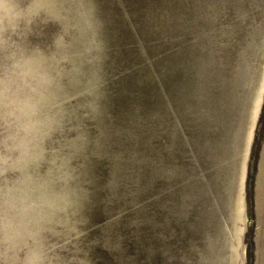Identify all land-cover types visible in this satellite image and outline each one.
<instances>
[{
  "label": "rangeland",
  "instance_id": "1",
  "mask_svg": "<svg viewBox=\"0 0 264 264\" xmlns=\"http://www.w3.org/2000/svg\"><path fill=\"white\" fill-rule=\"evenodd\" d=\"M263 68L264 0H4L0 264H264Z\"/></svg>",
  "mask_w": 264,
  "mask_h": 264
},
{
  "label": "bare ground",
  "instance_id": "2",
  "mask_svg": "<svg viewBox=\"0 0 264 264\" xmlns=\"http://www.w3.org/2000/svg\"><path fill=\"white\" fill-rule=\"evenodd\" d=\"M245 65V64H244ZM246 66V65H245ZM242 67V66H241ZM249 67V66H248ZM252 67V65H251ZM245 68V67H244ZM250 69V68H249ZM251 70V69H250ZM244 72V71H243ZM242 72V73H243ZM245 72H249V71H245ZM251 74V73H250ZM247 77V76H246ZM260 81H259V84L257 86V88L255 89V91L253 92V99H252V102H251V105H250V108H249V111H250V125H249V129H248V132L245 134V139L243 141V146H242V150H241V158H242V164L240 166V170H239V173L238 174V177L237 179H235L233 182L236 183V187H235V190H236V194H235V200H234V203H235V210H234V219L235 217H238V215L241 214L242 212V202H241V197H242V193L241 191L243 190V186L241 184V180L242 179H245V171L243 173V166H244V162H245V159H247V155H248V152H249V148L251 146V140H252V137H253V134L251 132L252 131V127L255 125V122L258 118V114H259V108L261 106V101H262V94L264 92V68L262 70V74L260 75ZM249 81V80H248ZM247 81V82H248ZM253 125V126H252ZM238 130L241 131V128L238 124ZM235 128V127H234ZM254 128V127H253ZM235 131V130H234ZM239 146V143L237 144ZM247 161V160H246ZM245 165H246V162H245ZM244 176V177H243ZM244 183V182H243ZM233 185L234 184H231V192H229L232 196L233 195ZM242 189V190H241ZM243 194H244V190H243ZM241 195V197H240ZM244 196V195H243ZM231 199V197H230ZM231 202V200H229ZM229 202V203H230ZM244 213H245V210H244ZM224 224V223H223ZM226 226V225H225ZM224 226V227H225ZM245 229V228H244ZM227 231V230H226ZM239 228H233V230H229L230 234H229V239H228V243L230 242V244H236L237 241H238V235H239ZM228 236V235H227ZM225 238V237H223ZM226 242V241H225ZM223 258V257H222ZM221 258V259H222ZM232 258V256H231ZM235 258H237V253H235L234 255V260ZM228 261H230V259L228 258V256H225L224 259H223V264H227ZM231 262V261H230ZM233 262V261H232ZM242 264H243V259H242Z\"/></svg>",
  "mask_w": 264,
  "mask_h": 264
},
{
  "label": "water",
  "instance_id": "3",
  "mask_svg": "<svg viewBox=\"0 0 264 264\" xmlns=\"http://www.w3.org/2000/svg\"><path fill=\"white\" fill-rule=\"evenodd\" d=\"M259 109H260V108H259ZM258 111L260 112V110H258ZM113 155H115V154L112 153V156H113ZM121 167H122V166H121ZM92 174H93L94 177H96V175H97L95 171H92ZM89 224H90V223H89ZM89 224L86 225V227H85V231H87V229H88V227H89V226H88Z\"/></svg>",
  "mask_w": 264,
  "mask_h": 264
},
{
  "label": "clouds",
  "instance_id": "4",
  "mask_svg": "<svg viewBox=\"0 0 264 264\" xmlns=\"http://www.w3.org/2000/svg\"><path fill=\"white\" fill-rule=\"evenodd\" d=\"M3 4H4V0H0V8H2Z\"/></svg>",
  "mask_w": 264,
  "mask_h": 264
}]
</instances>
